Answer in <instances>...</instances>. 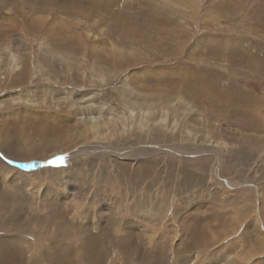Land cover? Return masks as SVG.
<instances>
[{
	"label": "rangeland",
	"instance_id": "374dc122",
	"mask_svg": "<svg viewBox=\"0 0 264 264\" xmlns=\"http://www.w3.org/2000/svg\"><path fill=\"white\" fill-rule=\"evenodd\" d=\"M12 3L0 264H264V0Z\"/></svg>",
	"mask_w": 264,
	"mask_h": 264
},
{
	"label": "bare ground",
	"instance_id": "6f19581e",
	"mask_svg": "<svg viewBox=\"0 0 264 264\" xmlns=\"http://www.w3.org/2000/svg\"><path fill=\"white\" fill-rule=\"evenodd\" d=\"M12 1H15V0H8V3L9 4H13L12 3ZM17 1V0H16ZM34 4H38V3H34ZM40 7V6H39ZM66 11V10H65ZM66 12H68V11H66ZM69 13V12H68ZM42 19H43V17H42ZM113 19H116V17L114 18L113 17ZM44 20V19H43ZM115 22H116V20H115ZM209 23V22H208ZM130 25V24H129ZM115 26L116 27H118L117 29V32H116V37H118V38H130L131 37V33H132V28L131 27H126V25H124V24H121V23H118V22H116V24H115ZM134 29H136V27H134ZM139 31V30H138ZM140 40H143L142 39V37H140ZM235 55V54H234ZM183 85V84H182ZM182 87V86H181ZM183 90H184V88H183ZM175 91H177V90H175ZM250 103H252L253 104V101L252 102H250ZM249 103V104H250ZM246 113V112H245ZM81 151H83V150H79V151H77L76 152V154H79V152H81ZM129 152V151H128ZM29 153V152H28ZM85 153V152H84ZM127 156H133L134 155V153H132V152H130V153H127L126 154ZM71 156V155H70ZM57 160H59V159H57ZM199 164V163H198ZM204 164V163H203ZM200 165V164H199ZM39 166H44V163L43 164H40Z\"/></svg>",
	"mask_w": 264,
	"mask_h": 264
}]
</instances>
